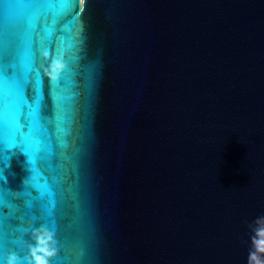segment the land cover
<instances>
[{"label":"water","instance_id":"obj_1","mask_svg":"<svg viewBox=\"0 0 264 264\" xmlns=\"http://www.w3.org/2000/svg\"><path fill=\"white\" fill-rule=\"evenodd\" d=\"M55 27L39 64L46 122L66 70L81 93L66 145L44 163L55 215L23 146L0 154V186L21 191L19 207L2 211L45 205L31 210L22 249L0 261L29 264L33 233L47 227L53 264H249L250 254L264 264L254 231L264 216V0H87ZM57 58L66 66L53 80L45 69Z\"/></svg>","mask_w":264,"mask_h":264},{"label":"snow or ice","instance_id":"obj_2","mask_svg":"<svg viewBox=\"0 0 264 264\" xmlns=\"http://www.w3.org/2000/svg\"><path fill=\"white\" fill-rule=\"evenodd\" d=\"M79 12V0H0V154L6 161L11 154L6 150L23 146L31 162L33 186L51 194L50 216L55 215L56 193L47 182L44 163L54 158L56 144L66 145L63 136L72 132L76 124L77 109L73 101L81 93L71 91L65 83L66 80L79 83L66 70L52 89L53 115L51 123L46 122L42 113L46 81L39 69L41 49L47 39L48 50L52 51L53 34L60 30L55 26L65 16L73 21L80 18ZM64 45L65 50L70 51V47ZM67 63L72 64L71 57ZM78 74L76 72L75 76ZM94 79V69H89L85 110L90 108ZM20 192L0 186V254L22 249L28 231L26 225L36 218V212L31 210L45 208L42 197L41 202L29 204V212L4 213L5 206L19 207L13 198L19 197ZM53 227H57L55 221Z\"/></svg>","mask_w":264,"mask_h":264},{"label":"clouds","instance_id":"obj_3","mask_svg":"<svg viewBox=\"0 0 264 264\" xmlns=\"http://www.w3.org/2000/svg\"><path fill=\"white\" fill-rule=\"evenodd\" d=\"M87 0H79V4L83 5L81 7L79 15H83L85 11V5ZM44 55L46 57L51 54L45 50ZM65 63L62 59H54L52 63L45 69L49 77L53 80H56L60 74L65 69ZM254 231L257 235L260 233H264V216H259L256 218V227ZM34 238L38 242L37 246L31 247V257L29 260V264H41V256L43 255L42 249L47 248L49 256L44 258V264H53L55 257L58 255V249L56 247V236L55 233L47 227H40L35 229ZM252 255L250 254V264L252 260ZM0 264H23V261L20 257L15 254H10L7 256L6 261H0Z\"/></svg>","mask_w":264,"mask_h":264}]
</instances>
